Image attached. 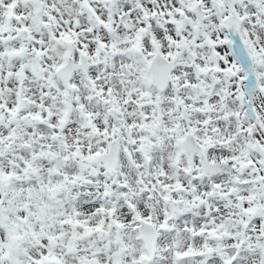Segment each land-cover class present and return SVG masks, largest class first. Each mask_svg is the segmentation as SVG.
<instances>
[{
    "label": "snow or ice",
    "instance_id": "obj_1",
    "mask_svg": "<svg viewBox=\"0 0 264 264\" xmlns=\"http://www.w3.org/2000/svg\"><path fill=\"white\" fill-rule=\"evenodd\" d=\"M0 264H264V0H0Z\"/></svg>",
    "mask_w": 264,
    "mask_h": 264
}]
</instances>
